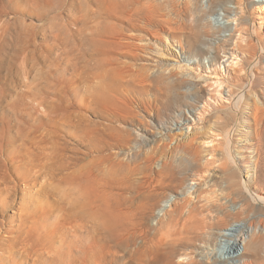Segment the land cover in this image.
Here are the masks:
<instances>
[{
  "label": "rangeland",
  "instance_id": "1",
  "mask_svg": "<svg viewBox=\"0 0 264 264\" xmlns=\"http://www.w3.org/2000/svg\"><path fill=\"white\" fill-rule=\"evenodd\" d=\"M222 4L0 0V264H150L153 234L175 248L172 264H188L211 251L186 238L197 224L215 231L207 208L220 204L241 239L250 226L262 238L246 261L264 264V6ZM59 66L63 85L77 76L65 107ZM85 201L119 204V239L75 230L68 206Z\"/></svg>",
  "mask_w": 264,
  "mask_h": 264
},
{
  "label": "bare ground",
  "instance_id": "2",
  "mask_svg": "<svg viewBox=\"0 0 264 264\" xmlns=\"http://www.w3.org/2000/svg\"><path fill=\"white\" fill-rule=\"evenodd\" d=\"M227 1H229V0H214V3L220 4L223 2L222 5H225ZM255 1L260 2L262 4V6H264V0H255ZM262 6H259V8ZM224 10L227 12L226 17H230V15H232V11L230 10V8H225ZM228 21L229 20H227V22ZM233 23L234 22L231 21V22H228L227 24L232 25ZM241 23H242V21H240V22L238 21L235 24L240 25ZM229 27H231V26H229ZM61 29L63 30V28H61ZM93 33L95 34L96 32H93ZM94 34H93V36H94ZM101 36H102V33L100 34V37ZM91 41H92V43H94L95 37L94 38L92 37ZM97 41H96V44L98 45ZM105 42L106 41L103 40L102 37L99 39V43L101 45ZM64 43H65L64 48H65L66 53H67V56H66L67 63L70 64L71 66H73L75 64L73 45L71 46L72 47L71 48L70 43L69 44L66 42H64ZM97 52H99L100 54L101 53L105 54L106 50L103 51L102 49L97 48ZM105 56L100 57L101 59H97L98 64L100 63V65H101L104 61H106L107 63H105V64L109 65L110 59H109V57H105ZM58 69L59 70H61V69L65 70V67L60 68V66H59ZM62 72L63 71L61 70L60 71L61 74L59 73L60 74L59 77L57 76L59 79L58 105L60 107H65L66 101L64 99L63 92H64V88L66 86H64V85H67V87H66L67 91L70 89L74 90L78 86L76 87V86H74L75 84L73 85V83L77 77V76H75L76 74H74V77L68 79L67 84L63 85V83H65V80H64V77L62 76ZM78 78H79V76H78ZM193 94L197 95L196 89H194ZM42 102H43L42 104H44L45 101L43 100ZM57 109H58V107H57ZM83 121H84L83 118H81L79 116L78 125L83 124ZM75 125H76V123H75ZM3 132H4V130L0 129V139H1V137H3ZM243 164H244V166H248V163H243ZM172 168H173V166L168 167V161H166V164L164 166V170L162 171V175H168V171H170ZM73 179H79L82 181L83 177L74 176ZM99 199L102 201H105V202L109 201V197L107 196L106 193L100 194L97 201ZM167 199H168V202L171 200V198H167ZM262 199L264 200V198H262ZM243 202H244L246 209H247V211H245L244 213L250 212L252 210V205H250L249 203H246V201H243ZM88 203H89L88 201L76 202L75 206H70V207L68 206L69 210L75 209L74 212L72 213V217L74 216L76 220H80L82 222V224L75 227V230L78 231L81 229H87L89 231V230L93 229L94 231H98V232L102 233V235L105 236L106 239H109V238L117 239L119 236L117 224L120 221V219L123 217V214H124L122 212V208L120 206H118L119 204H117L116 206H113V205L101 206V205H99L97 207L90 208L88 206ZM162 205L167 206V204H162ZM186 207H187V203H186V205L183 203V204H181V206L179 205L176 208V211H178L180 209L181 210L185 209ZM211 207H208L207 210L209 209L210 211L215 212L216 215L214 217H210V219L208 221H206V223H210L209 227L215 226L216 230L201 234L198 231L204 230L206 225L197 224L194 226L195 230H193L195 233L197 231L196 238H194L195 234L193 235V237L190 236V237L186 238L187 240H189L191 242L196 240V239H199V238L202 239L203 242L212 246L210 248L211 251L207 252V254L205 256V254L203 255V253L205 252V248H203L204 249L203 253H202V251L199 252V253H201L199 255V256H201L200 258L197 259V257H196V259H194L195 257H192L193 255L191 257L189 256V259H188L189 263L188 264H247L246 257L251 256L253 254H257L259 252V250L261 249L262 238L260 236H256L254 231H253V226H250V228L249 229L247 228V230H246V231L252 232L250 237L248 238L246 236L244 239H241V238H243L242 236L244 234V233L241 234V232L243 230H245V228L243 229L241 227L240 223L235 222L237 218L230 212V210L227 209L222 204H220L219 206H216V207L215 206H211ZM190 212H193V210L191 209ZM92 215H96V217H99L101 221L99 223L97 221L96 224L93 223L92 224L93 226H90L91 224H88L90 222L88 217L92 216ZM172 215L173 214H170V216H169L170 218H168V219H171ZM168 226H170L168 220L163 221V222H161V225L158 227V229L160 231H162V234H163L164 231H168ZM79 228H81V229H79ZM88 231H85V232L88 233ZM43 238H44V236H43ZM155 238H156V235L153 234L152 236L148 237V239H147L148 240L147 244H148V242L153 243L154 247L149 248L152 251H151L150 255L148 256V259H146V260L149 261L150 264H151V262H155L158 264H172V258L176 254L175 248H174V250H173V247L168 248V240H165V241L163 240L165 238L162 237L163 239H161V240L155 239ZM213 240H214V243H213ZM242 244L245 245L244 251H240V246ZM86 245L87 244H85V242L80 243L81 248L84 247V249H85V250H83V255L87 253V250L89 248V246H86ZM147 250H148V248H147ZM143 251H145V250H143ZM190 252H191V250H190ZM183 255L187 256V255H189V253L187 251H184V253L181 254V256H183ZM86 256H88V255H86ZM196 256H198V255H196ZM204 257H206V258H204ZM84 258H86V257H84ZM242 259H244L243 263H242ZM142 263H145V261H142Z\"/></svg>",
  "mask_w": 264,
  "mask_h": 264
}]
</instances>
